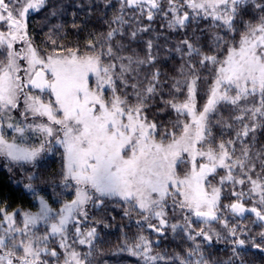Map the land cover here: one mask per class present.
Instances as JSON below:
<instances>
[{"label":"snow or ice","instance_id":"6c2138e0","mask_svg":"<svg viewBox=\"0 0 264 264\" xmlns=\"http://www.w3.org/2000/svg\"><path fill=\"white\" fill-rule=\"evenodd\" d=\"M0 172V264H264V0H0Z\"/></svg>","mask_w":264,"mask_h":264},{"label":"trees","instance_id":"16d2710c","mask_svg":"<svg viewBox=\"0 0 264 264\" xmlns=\"http://www.w3.org/2000/svg\"><path fill=\"white\" fill-rule=\"evenodd\" d=\"M0 179H2L5 183H7V175H6V173L0 172Z\"/></svg>","mask_w":264,"mask_h":264}]
</instances>
